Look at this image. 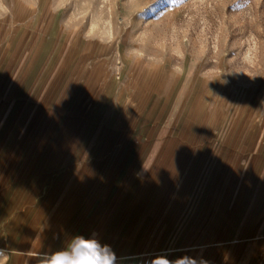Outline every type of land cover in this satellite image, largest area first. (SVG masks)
<instances>
[{
  "label": "rangeland",
  "instance_id": "374dc122",
  "mask_svg": "<svg viewBox=\"0 0 264 264\" xmlns=\"http://www.w3.org/2000/svg\"><path fill=\"white\" fill-rule=\"evenodd\" d=\"M31 2L4 0L9 11L0 16L7 122L21 121L23 151H36L37 141L42 152L67 123L80 140L78 118L106 89L113 90L110 107L134 112L136 144L120 145L122 152H139L138 140L155 125L154 141L166 139L151 145L164 161L141 162L151 183L127 207L121 195L117 208L92 203L79 222L71 219L72 239L110 246L116 264H151L157 256L256 264L246 233L254 227V168L264 147V0ZM106 29L111 39H99ZM142 36L158 63L128 55ZM19 88L26 92L15 114ZM71 240L28 241L16 264H37L28 252L51 254ZM14 260L7 256V264Z\"/></svg>",
  "mask_w": 264,
  "mask_h": 264
},
{
  "label": "crops",
  "instance_id": "0c3cea01",
  "mask_svg": "<svg viewBox=\"0 0 264 264\" xmlns=\"http://www.w3.org/2000/svg\"><path fill=\"white\" fill-rule=\"evenodd\" d=\"M6 80L7 74L0 71V249L14 257L16 264L28 241L71 240V219L79 222L85 210L94 207L92 203L117 208L121 195L123 206L130 205L137 189L151 183L153 176L152 170L141 168V162L164 161L165 152L151 151V145L166 139L154 141L152 134L161 129L155 125L144 141L143 137L138 140L139 152H122L120 145L134 149L136 144L134 112L110 107L105 99L113 90L106 89L92 112L77 117L85 126L80 140L67 123L53 141L43 145L42 152L37 141L33 143L36 151L24 152L18 132L21 121H15L13 128L7 122L11 110L7 111ZM24 92L15 90V114ZM120 161L126 162L124 169L119 168ZM253 183L254 227L246 239L253 241L256 264H264V147L256 157ZM109 192L110 198H104Z\"/></svg>",
  "mask_w": 264,
  "mask_h": 264
},
{
  "label": "clouds",
  "instance_id": "9594fccd",
  "mask_svg": "<svg viewBox=\"0 0 264 264\" xmlns=\"http://www.w3.org/2000/svg\"><path fill=\"white\" fill-rule=\"evenodd\" d=\"M29 6L31 8L37 7V0H32ZM8 11L9 9L4 5V0H0V16L7 14ZM88 36L93 37L94 33L89 32ZM98 38L110 40L111 32L106 29ZM149 42L148 37H140L136 42L138 46L129 49L128 55L135 60L147 59L150 63H158L156 55L147 54ZM153 47L163 49L164 42L155 41ZM36 257L37 264H116L117 259L110 246L102 245L97 239H86L83 236L74 237L63 250L51 254H36ZM0 264H7V253L3 249H0ZM151 264H207V261L203 258L198 261L191 256H182L172 261L166 256H157L152 259Z\"/></svg>",
  "mask_w": 264,
  "mask_h": 264
}]
</instances>
